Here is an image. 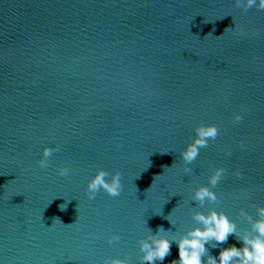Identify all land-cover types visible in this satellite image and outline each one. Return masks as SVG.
Instances as JSON below:
<instances>
[{"label": "water", "instance_id": "water-1", "mask_svg": "<svg viewBox=\"0 0 264 264\" xmlns=\"http://www.w3.org/2000/svg\"><path fill=\"white\" fill-rule=\"evenodd\" d=\"M201 123L220 133L185 172L180 152ZM45 146L58 150L41 169ZM215 167L227 169L213 189L220 202L201 206L194 189ZM99 168L121 173L119 196L88 198ZM260 204L264 10L235 0H0V264H141L149 231L179 236L196 226L194 210L212 207L243 231L239 210L255 218ZM112 233L121 239L109 244ZM212 243L217 258L242 246L235 235ZM173 259L175 242L156 264Z\"/></svg>", "mask_w": 264, "mask_h": 264}, {"label": "clouds", "instance_id": "clouds-1", "mask_svg": "<svg viewBox=\"0 0 264 264\" xmlns=\"http://www.w3.org/2000/svg\"><path fill=\"white\" fill-rule=\"evenodd\" d=\"M235 4L245 11L253 6L264 10V0H235ZM244 110L242 107L241 112ZM232 119L240 122L243 116L237 112ZM194 132L193 139L180 152V157L185 164V172L189 171L187 165L196 160L200 149L207 147L210 140L217 138L220 129L215 123H201L195 127ZM56 150L58 149L49 146L42 149V157L37 161L41 169L47 167L49 157ZM57 171L58 175L63 177L68 176L70 169L62 166ZM226 173L225 167H215L208 177V184H201L194 189L192 200L201 206L206 201L219 203L220 197L213 189ZM234 175L239 178L242 173L237 170ZM109 176L110 179H108ZM122 189L119 171L110 174L104 168H99L88 180L86 193L91 200L101 190L109 196L117 197ZM252 207L256 211L255 218L244 208L239 210V216L246 219L250 225V228L243 231L238 230L236 221L230 218L225 211L217 210L215 207L209 208L207 212L194 210L192 218L197 222L196 226L189 228L179 236L169 237L168 230L163 227H159L155 233L149 231L146 237L139 241L142 253L139 257L141 264L145 262L156 264L157 261H163L170 254L173 242L178 246V259H173L170 264H264V204L252 205ZM59 208L63 211L66 206L59 205ZM230 235H235L237 240L242 241V246L237 247L233 244L221 248L218 258L208 252L206 244L215 241L211 246L217 247L226 243ZM120 239L119 234L112 233L108 235L107 242L112 244ZM203 257H206V260ZM103 264H131V261L126 258L109 256L104 258Z\"/></svg>", "mask_w": 264, "mask_h": 264}]
</instances>
